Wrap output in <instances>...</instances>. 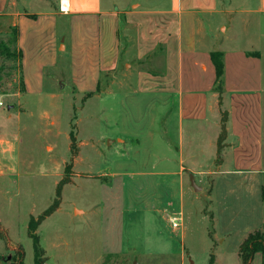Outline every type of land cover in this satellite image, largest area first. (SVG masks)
Segmentation results:
<instances>
[{
    "label": "rangeland",
    "instance_id": "rangeland-1",
    "mask_svg": "<svg viewBox=\"0 0 264 264\" xmlns=\"http://www.w3.org/2000/svg\"><path fill=\"white\" fill-rule=\"evenodd\" d=\"M14 1L18 11L44 9ZM263 3L218 0L219 13L207 19L215 49L259 52L264 75ZM14 38L9 22L0 20V137L18 144L6 155L7 167L16 169L0 178V229L7 235L0 237V264H19L20 250L24 264H35L29 221L51 207L68 164L71 182L62 188L61 205L37 231L45 264H241L240 246L264 229V172H230L232 152L218 153L221 129L216 152H184L185 160L193 155L195 173L185 172L181 184L178 152H152L159 149L158 97L128 88L123 66L113 96L95 97L110 90L109 77L95 94L50 80L45 93L23 95ZM71 132L81 149L76 156L69 151ZM166 156L171 160L164 164ZM165 169L176 173L159 174ZM114 171L123 173V190L119 182L109 186ZM253 264H264V255Z\"/></svg>",
    "mask_w": 264,
    "mask_h": 264
},
{
    "label": "crops",
    "instance_id": "crops-1",
    "mask_svg": "<svg viewBox=\"0 0 264 264\" xmlns=\"http://www.w3.org/2000/svg\"><path fill=\"white\" fill-rule=\"evenodd\" d=\"M3 2L0 20L18 29L23 95L45 93L50 80L61 88L69 84L77 94H95L109 77L110 90L95 97L113 96L123 66L128 88L158 97L153 109L159 149L152 152H178L181 184L185 172L195 173L189 163L193 155L185 160L184 152H216L221 111L229 114L222 153L232 152L230 172H264L263 57L254 51L214 48L207 16L219 11L218 0H31L43 3L39 11H18L14 0ZM61 2L68 4L66 12ZM214 51L225 58L221 108ZM17 151V143L0 137V178L16 169L7 167L6 155ZM168 160L166 156L161 162ZM173 173L165 169L159 174ZM122 174L110 173L109 186L119 182L123 190Z\"/></svg>",
    "mask_w": 264,
    "mask_h": 264
},
{
    "label": "trees",
    "instance_id": "trees-1",
    "mask_svg": "<svg viewBox=\"0 0 264 264\" xmlns=\"http://www.w3.org/2000/svg\"><path fill=\"white\" fill-rule=\"evenodd\" d=\"M12 32L15 34V38L13 40V44L15 47H17V41H18V29L16 27H11ZM9 52V50H7ZM1 56V53H0ZM257 56V55H255ZM17 58V62L19 64V69L21 68V61H22V52L21 50L17 49V53L15 55ZM211 59L215 67L216 72V81H215V91L219 95V106L222 107V97L224 94V76H225V58L224 53L220 51H214L211 53ZM1 65H0V79H1ZM23 83V82H22ZM228 112L227 111H221V134L218 139L217 147H218V153L220 154L222 150L226 147V139H227V122H228ZM70 141H71V152L74 153V155H77V152H79L78 146H77V140L74 135V132H71L70 134ZM72 167L73 164H68L65 168L66 174H68V178L63 179L59 184L57 188V194L56 199L54 200L51 207L44 212L41 216L38 218L31 217L29 221L28 226V232L29 237L33 241L34 246V253H35V264H45V254L46 252L42 249L40 245V239L37 235V231L40 227V225L51 215H53L60 207L61 205V192L62 188L65 184H68L71 182L70 176H72ZM0 237L7 241V235L5 231L0 229ZM262 254L264 255V229L257 230L253 233H251L245 241L240 246L239 250V258L241 260V264H253V260L255 255ZM24 264V254L22 250H20V263Z\"/></svg>",
    "mask_w": 264,
    "mask_h": 264
},
{
    "label": "built area",
    "instance_id": "built-area-1",
    "mask_svg": "<svg viewBox=\"0 0 264 264\" xmlns=\"http://www.w3.org/2000/svg\"><path fill=\"white\" fill-rule=\"evenodd\" d=\"M67 7H68V4H66L64 2H61L60 9H61L62 12H66L67 11ZM263 9H264V3H263ZM4 107H5L4 102L0 101V109L4 108ZM171 222H172V226H173L174 229L179 228V223H180V219L179 218L174 217V218H172Z\"/></svg>",
    "mask_w": 264,
    "mask_h": 264
},
{
    "label": "water",
    "instance_id": "water-1",
    "mask_svg": "<svg viewBox=\"0 0 264 264\" xmlns=\"http://www.w3.org/2000/svg\"><path fill=\"white\" fill-rule=\"evenodd\" d=\"M191 182H192V186L195 188L196 191H201V189L196 186V183H195L193 177H191Z\"/></svg>",
    "mask_w": 264,
    "mask_h": 264
}]
</instances>
